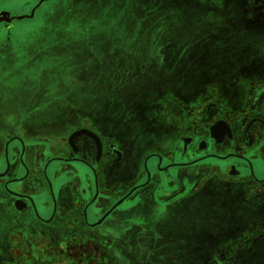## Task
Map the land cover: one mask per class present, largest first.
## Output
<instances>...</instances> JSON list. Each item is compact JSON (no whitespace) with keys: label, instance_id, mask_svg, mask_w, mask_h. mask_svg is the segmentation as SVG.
Listing matches in <instances>:
<instances>
[{"label":"rangeland","instance_id":"rangeland-1","mask_svg":"<svg viewBox=\"0 0 264 264\" xmlns=\"http://www.w3.org/2000/svg\"><path fill=\"white\" fill-rule=\"evenodd\" d=\"M40 1L0 0V109L10 114L13 101L14 113L37 109L46 125L38 142H62L67 156L68 134L91 128L118 159L137 151L139 167L150 153L170 155L172 140L187 132L181 126L263 115L264 0ZM257 93L260 109L251 111ZM210 189L191 211L162 221L150 214L112 231L8 228L0 264L202 263L227 242L221 224L238 217L231 210L213 226L222 207ZM68 191L76 201V184ZM69 210L76 223L78 204ZM253 224L235 223L248 236Z\"/></svg>","mask_w":264,"mask_h":264},{"label":"flooded vegetation","instance_id":"flooded-vegetation-1","mask_svg":"<svg viewBox=\"0 0 264 264\" xmlns=\"http://www.w3.org/2000/svg\"><path fill=\"white\" fill-rule=\"evenodd\" d=\"M258 94L250 104L251 111L260 109ZM9 103L10 114L0 109V249L8 228L112 231L114 225L133 223L150 214L161 219L166 206L197 186L211 168L229 178H255L260 172L264 177V106L263 115L252 114L243 123L234 124L238 121L232 123L222 116L197 128L181 126L187 132L172 140L170 155L150 153L138 167L137 151L118 159L119 151L112 142H103L95 130L81 126L68 134L65 146L70 153L66 156L59 149L62 142H51L45 136L41 138L45 142H38L36 135L46 132V125L40 123L37 109L14 113V101ZM219 121L226 123L229 132H222L221 126L211 130ZM236 127L240 128L237 134ZM83 129L99 139V154L94 140L85 134L75 135L69 143V138ZM26 133L30 137L24 138ZM163 137L166 140L168 135ZM69 182L77 186L76 201L70 197ZM70 199L71 205L79 206L76 223L69 210ZM144 207L149 210L143 212Z\"/></svg>","mask_w":264,"mask_h":264},{"label":"crops","instance_id":"crops-1","mask_svg":"<svg viewBox=\"0 0 264 264\" xmlns=\"http://www.w3.org/2000/svg\"><path fill=\"white\" fill-rule=\"evenodd\" d=\"M9 118L7 117L6 121ZM261 151L264 154V147L261 148ZM260 173L255 178L248 176L229 178L215 168H211L209 173L201 178L197 186L179 197L172 205L166 206L164 217L171 214L177 215L179 210H182L181 212L191 211L195 203L194 197L199 194L197 197L199 198L204 193H208L207 191H211L210 188H212L217 191L214 196L217 204L222 207V215L217 217L216 224L213 226H220L217 222L227 221L231 217L230 211H234V209L238 211L237 222H235L238 225L240 222H246L247 218L254 221L252 226V229L255 230L254 236H248V233L244 235L245 231L238 230L239 227L235 223L233 225L221 224L227 242L224 243V246L217 248L214 255L207 254L210 251L204 253L206 254L204 261L198 264H207L208 262L209 264H252L251 261H254V264H264V177H260ZM217 186L222 188H217ZM220 190L223 191L218 192ZM258 252H260L259 258L255 255ZM193 261L184 264H195Z\"/></svg>","mask_w":264,"mask_h":264},{"label":"water","instance_id":"water-1","mask_svg":"<svg viewBox=\"0 0 264 264\" xmlns=\"http://www.w3.org/2000/svg\"><path fill=\"white\" fill-rule=\"evenodd\" d=\"M42 1H44V0H41L40 2H42ZM1 16H8V14H7V13H2ZM20 18H22V17H18V19H20ZM2 20H3V19L0 18V22H1ZM7 20H10V19L7 18ZM220 126L223 128L222 132H225V131H226V132H229L226 123L223 122V121H219V122H217V123L211 128V130L213 131V130H215L216 128H218V127H220ZM225 126H226V127H225ZM77 134H85V135L91 137V138L94 140L95 144H96L97 153H98V154L100 153V147H101V146H100L99 139L97 138V136H96L95 134H93L92 132H90V131H88V130H85V129H83V130H79V131L75 132V133L69 138V143H70V144H71V139H72L75 135H77ZM119 203H120V201L117 202L112 208H114L115 206H117ZM107 214H108V212H107L106 214H104V215L101 217L100 221L103 220ZM100 221H99V222H100Z\"/></svg>","mask_w":264,"mask_h":264}]
</instances>
